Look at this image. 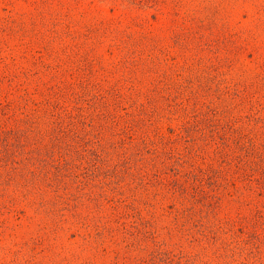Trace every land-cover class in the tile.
Instances as JSON below:
<instances>
[{"label": "rangeland", "instance_id": "1", "mask_svg": "<svg viewBox=\"0 0 264 264\" xmlns=\"http://www.w3.org/2000/svg\"><path fill=\"white\" fill-rule=\"evenodd\" d=\"M0 264H264V0H0Z\"/></svg>", "mask_w": 264, "mask_h": 264}]
</instances>
